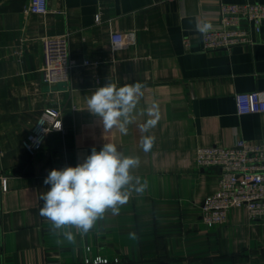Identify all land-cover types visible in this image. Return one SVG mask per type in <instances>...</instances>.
<instances>
[{
    "label": "crops",
    "instance_id": "0c3cea01",
    "mask_svg": "<svg viewBox=\"0 0 264 264\" xmlns=\"http://www.w3.org/2000/svg\"><path fill=\"white\" fill-rule=\"evenodd\" d=\"M28 1L0 0V264H82L97 256H119L123 264H264V218L238 207L224 224L202 222L201 203L217 191L219 174L199 168L196 158L200 146L239 138L264 144V112L240 115L235 100L264 90V26L254 45L204 51L206 25L221 26L220 0H48L45 14H26ZM67 31L71 80L49 86L43 38ZM112 31H135V41L114 50ZM108 80L143 85L126 135L104 131L87 110ZM47 107L63 110L67 131L49 134L31 155L23 142ZM144 136L155 138L148 152ZM105 143L139 158L132 174L147 187L131 190L119 213L108 210L86 235L63 240L40 215L51 187L44 180Z\"/></svg>",
    "mask_w": 264,
    "mask_h": 264
},
{
    "label": "built area",
    "instance_id": "2783aa9c",
    "mask_svg": "<svg viewBox=\"0 0 264 264\" xmlns=\"http://www.w3.org/2000/svg\"><path fill=\"white\" fill-rule=\"evenodd\" d=\"M219 10L221 26L203 30V50L254 45L255 35L264 26V3L255 0L241 3L220 0ZM47 11L48 0H29L24 7L26 14H45ZM96 20H102L100 14ZM134 41L135 31H112L111 44L114 50L122 49ZM184 45L186 49L190 48L188 38L184 39ZM72 66L70 32L44 37L41 66L43 81L49 86L68 85ZM235 100L240 115L264 112V90L237 93ZM66 128L63 110L47 107L25 138L24 149L33 155L43 148L49 134H64ZM196 158L199 168H216L219 174L217 191L208 195L200 207L201 220L206 227L213 228L226 223L232 211L238 207H245L253 219L264 218V144L239 138L232 146H200ZM3 183L5 189V179ZM82 264H123V261L119 256H97L85 258Z\"/></svg>",
    "mask_w": 264,
    "mask_h": 264
},
{
    "label": "clouds",
    "instance_id": "9594fccd",
    "mask_svg": "<svg viewBox=\"0 0 264 264\" xmlns=\"http://www.w3.org/2000/svg\"><path fill=\"white\" fill-rule=\"evenodd\" d=\"M142 88L138 82L117 86L108 80L87 99V110L100 118L104 131L115 128L126 135L143 95ZM156 108L153 104L148 109L149 114L155 115ZM155 123V119L149 120L142 131L147 132ZM154 141V137L144 136L141 140L143 150L150 151ZM139 164L138 157L125 156L116 144L105 143L99 151L93 148L85 161L75 167L52 169L44 180V184L51 187L41 195L40 215L51 223L53 234L73 242L75 234L86 235L108 210L118 214L131 190L143 194L147 182L142 183L132 174Z\"/></svg>",
    "mask_w": 264,
    "mask_h": 264
}]
</instances>
